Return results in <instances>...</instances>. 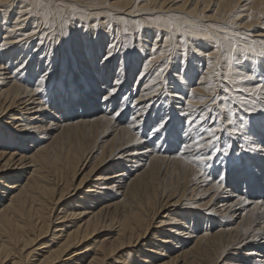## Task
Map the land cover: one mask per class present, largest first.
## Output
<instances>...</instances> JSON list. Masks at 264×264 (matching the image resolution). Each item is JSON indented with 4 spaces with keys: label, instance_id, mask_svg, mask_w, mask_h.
I'll return each instance as SVG.
<instances>
[{
    "label": "bare ground",
    "instance_id": "1",
    "mask_svg": "<svg viewBox=\"0 0 264 264\" xmlns=\"http://www.w3.org/2000/svg\"><path fill=\"white\" fill-rule=\"evenodd\" d=\"M259 21L264 0H0V264H264ZM113 65L144 95L118 103Z\"/></svg>",
    "mask_w": 264,
    "mask_h": 264
},
{
    "label": "rangeland",
    "instance_id": "2",
    "mask_svg": "<svg viewBox=\"0 0 264 264\" xmlns=\"http://www.w3.org/2000/svg\"><path fill=\"white\" fill-rule=\"evenodd\" d=\"M11 14H13V12L11 11L10 12V15ZM211 15V12H206L205 13V16H210ZM10 21L11 22H13V20H12V18H10ZM239 23V22H238ZM252 33H250V34H260V35H263V36H257V37H252L251 38V40H257V41H259V40H261V39H264V25H263V23L261 22V21H259V23H257V25L256 26H254L253 28H252V31H251ZM108 43L107 42H105V44H104V46H103V48L105 47V45H107ZM151 45V44H150ZM149 44H148V47L150 46ZM106 51L103 49V51H102V54L103 53H105ZM135 54H137V53H135ZM195 54V53H194ZM113 55H115V54H113ZM190 55H192L193 56V52H191V54ZM54 57L55 58H57V59H59V58H61L62 57V55L59 53H56V54H54ZM36 58V54L34 55V57L32 58V60H34ZM112 58V57H111ZM116 59V58H115ZM199 61H201V60H199ZM169 62V61H168ZM111 64H113V63H111ZM56 67H58V64H56ZM130 66L129 65H127V67H125V70H127V68H129ZM59 68H61V66H59L58 67V69ZM120 67L119 66H117V65H113V66H111V68H110V71H111V75H110V78H108V73H105L106 74V84H105V87H107V86H110V89H111V87H113L112 89H115V92H113L114 94V96H117V102L119 103L120 102V100L122 101L124 98L125 99H127V98H131V97H135V99H137V95L138 96H141V95H144V93H139L140 91H135L134 93H133V91H131V93H130V90H132V86H133V84H134V82L136 81V77H135V75L133 76V78H132V80H130V83H129V81L127 82V77L125 78V76H123V77H119V76H117V73H118V69H119ZM14 68H11L10 70L12 71ZM57 70V69H56ZM168 71V70H167ZM63 72V71H62ZM61 72V73H62ZM107 72V71H106ZM166 72V71H165ZM105 74L103 75V76H105ZM167 74V72L166 73H164V76ZM199 75V74H198ZM197 75V77L196 78H198L199 76ZM102 76V77H103ZM170 76V74H168L167 75V77H169ZM63 77V76H62ZM119 77V78H118ZM102 79H105V77H103ZM257 80H260L258 77L256 78ZM116 80V81H115ZM227 82H228V80H226ZM57 82V81H56ZM55 82V83H56ZM115 82H117L116 84H115ZM120 82V83H119ZM55 83H52V82H50L49 84H51L52 85V88H53V86H55ZM259 83V82H258ZM229 85L227 86V90L228 91H230L231 89L229 88V86L232 88L233 87V90H234V93H235V95H237V94H239L238 93V88H235V86H233V85H235V84H233V83H228ZM132 85V86H131ZM224 85H226L225 83H224ZM127 86H129V87H127ZM167 86H169V85H167ZM117 87V88H116ZM161 88H162V85L160 86ZM160 88V89H161ZM126 90H128L129 92L126 94L127 95V97L126 96H124V94L126 93ZM232 90V91H233ZM161 91H164V90H161ZM240 91V90H239ZM156 114H154L153 116H152V118L155 116ZM148 118H149V116L148 115H146L145 116V119H146V121L148 120ZM263 120V119H262ZM150 122V121H149ZM98 126H95L94 128H92V130L93 129H95V128H97ZM169 128L168 129H171V126H168ZM154 128V126L153 127H148V128H146V132L147 133H145L144 134V138L145 137H149V139L151 140L152 138H154L155 137V135L153 134V135H151V137L150 136H148L149 135V133L148 132H151L152 131V129ZM168 129L167 130H164V132H165V134L168 136V134H167V132H169L168 131ZM163 132V133H164ZM162 133V135L159 137H156V139H158V141H157V143L159 144H161V146L164 148V147H167V145H166V143L164 142V140H165V135ZM53 134H57L56 132H52V135ZM66 135V134H65ZM146 135V136H145ZM164 135V137H162ZM170 136V135H169ZM168 136V137H169ZM263 136V135H262ZM192 136H189V138H191ZM218 138V137H217ZM171 140H173V137H172V135H171ZM263 140H264V137H263ZM217 141V140H216ZM93 142H94V140H93ZM191 143V142H190ZM215 143H217V142H215ZM217 144H214L213 145V147L212 148H209L208 150H210V151H207V152H209V154L211 153V152H213L214 151V149H215V146H216ZM262 147H264V146H262ZM163 155H165L166 154V156H167V154H169L168 156H174V155H176V154H178L177 152H174V154L173 153H169V152H163L162 153ZM172 154V155H171ZM216 154H218V152L216 153ZM215 154V155H216ZM232 155V153H229V157ZM238 163L240 164V160L238 161ZM217 164V165H216ZM211 163V164H208L207 165V168L208 169H210L209 171H208V175H213V177H217L218 179H220V177L222 176V170L221 171H219L218 172V174L217 175H215V173L216 172H214V170L217 168V166H219V164L218 163ZM255 165H257V164H255ZM213 166V167H212ZM257 166H259V165H257ZM206 168V167H205ZM212 169V170H211ZM260 169L261 170H258V172L260 173L259 175H263V177H264V168L263 167H260ZM212 177V178H213ZM225 179H227V174L225 175ZM174 181L175 180H172L171 182H172V185H171V187H172V190H175V184H174ZM233 182V180L231 179V178H229V183H232ZM169 182H167V184H168ZM257 184H258V182H257ZM230 185H228L226 188H228ZM242 186H243V184H242ZM243 190V188H240V191H242ZM247 190V192L248 193H251V194H255V193H258V191H259V184H258V186L257 187H255V186H253L252 184H250L249 183V187L246 189ZM79 196V195H78ZM247 196H250V194H247ZM254 201H260V200H264V195H260V198L258 199V200H255V199H253ZM73 204H78V197L76 196L75 198H72V201H70L69 203H67V204H64L65 205V207L66 208H70V207H72L71 205H73ZM79 205V204H78ZM78 207H80L81 209H83V206L82 205H80V206H78ZM79 209V208H78ZM171 209V208H170ZM165 214H167V213H165ZM66 223H69V222H66ZM200 222H196V223H193V225L194 226H196V227H200L201 228V224H199ZM203 225V224H202ZM168 229L169 227H164V228H162V230L163 229ZM166 229V230H167ZM162 230H160V231H162ZM159 230H154V233L155 232H158ZM152 236V235H151ZM103 239V238H102ZM150 240H151V238H150ZM150 240H148V243H150ZM135 250H137V249H135ZM161 250L163 251V253H165L166 251H167V248H165V247H162L161 248ZM150 257H154L153 255H150ZM74 259V258H73ZM87 259V253H85V258L83 259V261H85ZM81 264V263H80ZM108 264V263H107Z\"/></svg>",
    "mask_w": 264,
    "mask_h": 264
},
{
    "label": "snow or ice",
    "instance_id": "3",
    "mask_svg": "<svg viewBox=\"0 0 264 264\" xmlns=\"http://www.w3.org/2000/svg\"><path fill=\"white\" fill-rule=\"evenodd\" d=\"M111 52H109L107 55L104 56V60H107L109 59V57L111 56ZM164 53L161 52V56H163ZM153 59H155V57H153ZM164 71V68L161 67L158 71H157V76H159L162 72ZM253 77L251 76H245L244 79H252ZM41 89L40 88H37V91H40ZM225 91H227V89H225ZM261 91H264V85H257L255 87H253L252 89V94L255 95L257 93H260ZM111 94V93H110ZM105 99H107V97H105ZM190 104V102H189ZM208 117H205L204 115H201L199 117V119H197L195 122H193L192 119H186L185 123L189 124L190 126L192 127H195V125L197 124H201L202 122H204L205 120H207ZM166 124H167V120H161L153 129H152V132L154 133H160L162 130H166ZM243 126V125H242ZM207 133H208V139L205 140L201 135H197L195 137V139H193L191 141V144L195 145L196 148H197V151H199L200 148H203L205 146V144H207V146L209 148H212L213 145L215 144L216 140L218 139L216 137V133L218 131H220V129L217 127V126H212V127H209L208 129L205 130ZM184 147H189V145H184ZM216 151H219V149H216ZM212 156L209 155L207 157L205 156H201V155H196L194 156V160H196L197 162H204L206 161L207 159H211ZM220 180H223V176L220 177Z\"/></svg>",
    "mask_w": 264,
    "mask_h": 264
}]
</instances>
